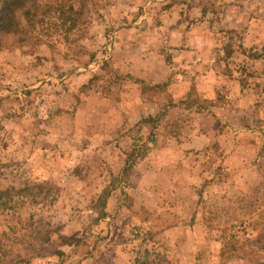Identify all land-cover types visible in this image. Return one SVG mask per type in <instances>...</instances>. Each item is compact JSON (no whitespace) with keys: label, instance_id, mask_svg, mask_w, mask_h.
Wrapping results in <instances>:
<instances>
[{"label":"rangeland","instance_id":"obj_1","mask_svg":"<svg viewBox=\"0 0 264 264\" xmlns=\"http://www.w3.org/2000/svg\"><path fill=\"white\" fill-rule=\"evenodd\" d=\"M28 4L0 49V264H264V0Z\"/></svg>","mask_w":264,"mask_h":264},{"label":"trees","instance_id":"obj_2","mask_svg":"<svg viewBox=\"0 0 264 264\" xmlns=\"http://www.w3.org/2000/svg\"><path fill=\"white\" fill-rule=\"evenodd\" d=\"M29 2L30 0H0V49L5 35H17L22 41L32 35L34 24ZM11 192L12 190H9L5 193Z\"/></svg>","mask_w":264,"mask_h":264},{"label":"crops","instance_id":"obj_3","mask_svg":"<svg viewBox=\"0 0 264 264\" xmlns=\"http://www.w3.org/2000/svg\"><path fill=\"white\" fill-rule=\"evenodd\" d=\"M184 73L180 75L181 79L180 81L185 80L184 82H181V84L184 85H197L198 90H211V84L212 80L210 79L212 76L211 74H203L201 72L194 74V72L191 69L183 70ZM168 74H166L164 78H167ZM162 79V80H163ZM196 83V84H195Z\"/></svg>","mask_w":264,"mask_h":264}]
</instances>
